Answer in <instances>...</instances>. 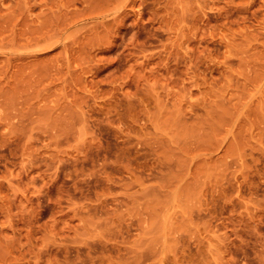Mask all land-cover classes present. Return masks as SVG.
I'll return each mask as SVG.
<instances>
[{
    "label": "rangeland",
    "instance_id": "rangeland-1",
    "mask_svg": "<svg viewBox=\"0 0 264 264\" xmlns=\"http://www.w3.org/2000/svg\"><path fill=\"white\" fill-rule=\"evenodd\" d=\"M0 264H264V0H0Z\"/></svg>",
    "mask_w": 264,
    "mask_h": 264
}]
</instances>
